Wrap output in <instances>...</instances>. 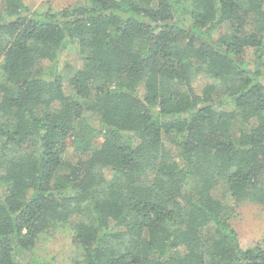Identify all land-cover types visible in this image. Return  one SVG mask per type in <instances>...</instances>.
Masks as SVG:
<instances>
[{
    "label": "trees",
    "instance_id": "16d2710c",
    "mask_svg": "<svg viewBox=\"0 0 264 264\" xmlns=\"http://www.w3.org/2000/svg\"><path fill=\"white\" fill-rule=\"evenodd\" d=\"M242 203L264 208V0H0V264H49L65 226L80 264H264Z\"/></svg>",
    "mask_w": 264,
    "mask_h": 264
},
{
    "label": "rangeland",
    "instance_id": "374dc122",
    "mask_svg": "<svg viewBox=\"0 0 264 264\" xmlns=\"http://www.w3.org/2000/svg\"><path fill=\"white\" fill-rule=\"evenodd\" d=\"M23 2L33 9L50 7L54 11L85 4V0H23ZM58 65L61 71L66 65L78 67L80 59L76 50L71 49L62 53ZM217 194L220 196L218 191ZM232 226L237 233L241 248L262 244L264 242V208L252 203L240 204L232 220ZM77 251L71 243L69 226L39 236L33 249L36 256L49 264H80L81 257Z\"/></svg>",
    "mask_w": 264,
    "mask_h": 264
}]
</instances>
